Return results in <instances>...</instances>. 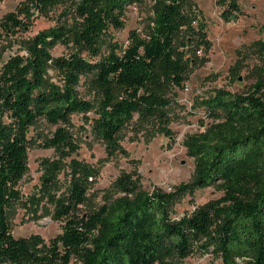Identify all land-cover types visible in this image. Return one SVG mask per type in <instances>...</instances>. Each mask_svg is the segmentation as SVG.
Returning a JSON list of instances; mask_svg holds the SVG:
<instances>
[{
    "label": "trees",
    "instance_id": "16d2710c",
    "mask_svg": "<svg viewBox=\"0 0 264 264\" xmlns=\"http://www.w3.org/2000/svg\"><path fill=\"white\" fill-rule=\"evenodd\" d=\"M142 1L78 0L70 26L45 29L1 59L0 264H181L196 248L217 249L223 264H264L261 73L243 91L219 88L198 99L195 107L203 108L210 122L184 140L195 163L189 182L172 191L148 190L132 175H122L117 181L120 194L86 211L96 168L71 158L68 184L59 191L64 167L45 159L41 188L50 194L63 231L48 243L39 235L12 233L10 213L23 199L19 186L29 171V149L36 144L31 131L41 119L56 127L44 137L43 146L63 156L79 148L69 128L74 114L94 112L87 120L109 152L119 150L120 133L136 115L172 135L169 109L176 88L183 89L192 68L204 63L211 41L206 22L192 13L188 0H154V15L130 30L128 43L109 41L103 53L111 29L125 26L127 7ZM221 1L227 19L240 9L238 0ZM58 2L21 0L0 19V37L18 34L38 11ZM59 44H74L79 51L54 58L52 49ZM250 49L263 60L264 38ZM52 69L61 72L62 81H53ZM81 84H88L99 101L80 96ZM211 186L222 195L189 215H173L180 196Z\"/></svg>",
    "mask_w": 264,
    "mask_h": 264
},
{
    "label": "rangeland",
    "instance_id": "374dc122",
    "mask_svg": "<svg viewBox=\"0 0 264 264\" xmlns=\"http://www.w3.org/2000/svg\"><path fill=\"white\" fill-rule=\"evenodd\" d=\"M78 0H61L49 10L38 11L30 24L16 35L2 34L0 37L1 59L18 52L23 43L39 32L57 25L70 26L75 19ZM21 0H0V19L8 12L16 10ZM221 0H188V8L202 16L207 25V37L211 48L203 64L193 67L183 89L176 88V99L169 109L172 135L159 130L155 121L135 118L120 133V148L109 152L105 142L91 129L87 116L74 114L69 126L79 148L71 156H63L54 148L43 146V139L56 129L45 119H41L31 134L36 144L29 149V171L20 182L23 195L10 213L12 233L16 237L39 235L47 243L63 231V221L55 219V206L50 194L41 188L45 159L58 160L63 165V173L58 176V189L64 190L68 184L67 171L71 158H77L93 165L97 177L88 189L83 210H95L104 202L119 195L118 178L132 175L148 190L172 191L181 183L192 179L195 163L184 145L187 135L203 131L210 122L205 118L203 108L195 107L198 99L207 97L216 89L226 88L243 91L255 84L259 73L264 75V59L259 60L250 45L264 38V0H238L240 9L230 18L223 16ZM154 0H144L127 7L125 26L111 29L102 46L103 53L109 50V41L128 43L131 29L141 28L154 15ZM79 51L74 44H59L52 49L54 58L69 56ZM200 54L203 52L199 51ZM86 55V51H83ZM53 81H62V74L50 70ZM84 81V79L82 80ZM80 96L98 102L99 96L88 84H81ZM205 124V125H204ZM40 135L42 138H39ZM55 189V188H54ZM222 195L216 187L198 189L192 194L182 195L173 208V215L181 217ZM181 264H223L221 253L214 248L202 252L196 248Z\"/></svg>",
    "mask_w": 264,
    "mask_h": 264
}]
</instances>
